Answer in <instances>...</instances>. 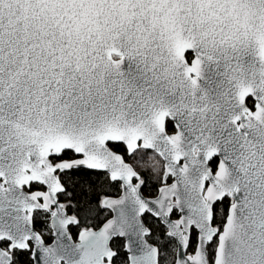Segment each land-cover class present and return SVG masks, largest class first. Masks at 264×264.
Returning a JSON list of instances; mask_svg holds the SVG:
<instances>
[{
	"label": "snow or ice",
	"instance_id": "snow-or-ice-1",
	"mask_svg": "<svg viewBox=\"0 0 264 264\" xmlns=\"http://www.w3.org/2000/svg\"><path fill=\"white\" fill-rule=\"evenodd\" d=\"M0 264H264V0H0Z\"/></svg>",
	"mask_w": 264,
	"mask_h": 264
}]
</instances>
